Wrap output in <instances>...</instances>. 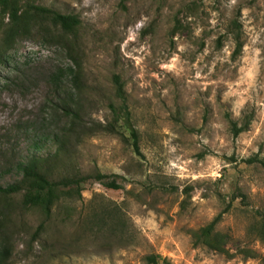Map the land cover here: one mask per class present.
Wrapping results in <instances>:
<instances>
[{
	"label": "rangeland",
	"instance_id": "obj_1",
	"mask_svg": "<svg viewBox=\"0 0 264 264\" xmlns=\"http://www.w3.org/2000/svg\"><path fill=\"white\" fill-rule=\"evenodd\" d=\"M26 3L79 23L65 35L27 10L10 33L0 0V185L55 151L64 104L84 121L112 120L114 73L140 152L122 119L115 132L70 136L41 168L115 173L120 187L90 178L38 232L42 210L0 192V264H153L151 253L264 264V0H18L19 12ZM230 119L249 122L234 136ZM215 217L210 244L195 242Z\"/></svg>",
	"mask_w": 264,
	"mask_h": 264
},
{
	"label": "trees",
	"instance_id": "obj_2",
	"mask_svg": "<svg viewBox=\"0 0 264 264\" xmlns=\"http://www.w3.org/2000/svg\"><path fill=\"white\" fill-rule=\"evenodd\" d=\"M2 11L8 13L9 19L11 21L9 32H16L19 30L20 22L23 19L30 18L26 15V11L35 17L45 15L50 20L51 25L60 30L65 35L76 34V26L79 23V18L70 13H63L54 9L47 8L42 5L26 3L27 9L23 12L18 10V0H1ZM240 45L237 41V47ZM55 78L57 76L55 75ZM75 82L79 78V74L75 73L73 75ZM112 81L114 83L115 95L120 99V104L118 106L111 103V111L113 119L106 123H93L84 121L80 115L78 107H71L70 105H63L66 115H68L69 120L66 122V126L54 134V139L57 141V147L51 156L39 157L31 156L20 162L19 169L21 170V177L18 181L10 183L6 186L0 185V192H18L22 191V202L28 206H37L44 213L45 220L41 221L36 227L38 232L44 225L52 212L54 205L64 197H73L80 194L83 184L88 182L90 178L99 181L106 187L118 188L120 183L117 181V175L115 173H103L97 171L95 173L84 174L81 172L72 175H62L59 177H51L41 168L42 163H47L48 159L51 157H57L61 151H66V144L70 136L78 138L80 135L87 133H93L95 131H116V123L119 119H122L124 123L127 124L130 129V134L132 137V145L134 150L139 153L138 144V133L136 128L131 122V113L126 104V95L123 87V81L120 75L114 73L112 76ZM247 119L243 124L238 125L236 121L230 119V129L234 136L241 132L248 124ZM250 160V159H249ZM216 218H213L205 226L193 231V237L195 242H204L210 244V239L213 237V230ZM259 230L262 236H264V214L261 216V221L259 225ZM162 260V264H169L166 257H161L159 254L151 253L146 255V260L153 264H159V260Z\"/></svg>",
	"mask_w": 264,
	"mask_h": 264
}]
</instances>
